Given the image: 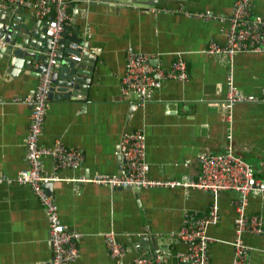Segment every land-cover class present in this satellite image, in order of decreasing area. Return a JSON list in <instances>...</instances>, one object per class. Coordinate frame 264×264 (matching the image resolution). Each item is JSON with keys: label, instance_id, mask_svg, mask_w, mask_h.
I'll return each mask as SVG.
<instances>
[{"label": "crops", "instance_id": "1", "mask_svg": "<svg viewBox=\"0 0 264 264\" xmlns=\"http://www.w3.org/2000/svg\"><path fill=\"white\" fill-rule=\"evenodd\" d=\"M153 1H72L66 36L83 40L80 56L74 59L82 60L78 66L86 74L76 75L81 86L75 90L78 94L70 96L54 89L61 87L55 78L39 144L51 146L58 140L82 152L81 166L63 169L61 176L111 175L122 165L121 135L138 129L145 138L147 176L184 182L200 173L201 153H222L230 142L234 154L264 179V102L236 103L231 130L223 107L230 68L240 93L261 94L264 52L237 53L231 64L220 54L205 53L210 41L225 42L235 0H155L151 5ZM21 11L32 18L30 28L44 22L30 8ZM251 12L264 20V0H251ZM129 49L155 55L167 69L180 57L188 77L165 80L141 105L134 94L120 91ZM59 50L62 58L68 55ZM22 64L14 67L0 58V174L9 177L27 167L25 137L30 119V107L13 99L31 94L42 72L40 59ZM60 66L58 60L55 74ZM49 170L50 161L44 157L42 171ZM45 190L54 198L61 221L81 235L78 257L70 264H131L138 254L157 253L166 255V264H175V254L188 245L172 232L180 227L185 211L205 213L213 199L218 202L219 219L208 228L216 239L209 245L210 264L232 263L233 191L213 195L182 185L110 189L75 180L54 182ZM247 211L261 217L264 229V198L250 196ZM109 231L127 250L122 263L109 257L105 242ZM244 239L251 246L248 264H264V231L246 233ZM50 256L45 211L31 186L0 183V264H46Z\"/></svg>", "mask_w": 264, "mask_h": 264}, {"label": "built area", "instance_id": "2", "mask_svg": "<svg viewBox=\"0 0 264 264\" xmlns=\"http://www.w3.org/2000/svg\"><path fill=\"white\" fill-rule=\"evenodd\" d=\"M74 0H0L12 8H30L34 15L46 23L45 34L50 37L46 52L45 69L39 75L35 89L29 95L16 96L13 101L26 103L30 107L28 131L25 137V160L27 167L17 171L14 177L0 174V183L15 181L18 184H29L42 204L48 223V242L51 256L46 264H70L78 257L77 241L80 233L68 229L61 221L57 205L44 185L58 181L75 180L81 183L92 182L114 188L155 187L182 185L194 190L208 191L216 195L222 191H233L235 212L233 238L230 241L233 250L231 264H248L251 246L246 243V233L259 235L263 233L261 217L249 214L247 206L249 197L258 195L264 198V179L256 177L252 167L240 156L234 154L230 142L225 151L218 154L198 156L200 173L196 179L184 182L177 180L150 179L147 176L145 161V138L138 130L124 132L118 142V154L122 160L117 174H94L78 177L61 176L63 169H77L83 162V154L77 149L65 147L56 140L51 146H41L39 138L43 131L52 88V75L57 65V55L62 32L69 24V9ZM198 15L197 13H194ZM208 14V13H205ZM205 14H199L201 16ZM229 30L223 44L210 41L205 49L207 54H220L231 64L237 53L264 52V20L254 17L251 12V0H235L231 15L228 18ZM70 48L81 50L82 45L71 42ZM74 58H78L74 56ZM125 72L120 80V91L135 95L143 105L151 99L154 89L161 87L167 79L185 81L188 77L184 60L177 57L170 68H163L159 59L149 53L136 52L131 49L125 54ZM239 102H264V88L260 95H245L238 91L233 83L232 69L227 73L226 94L223 100L225 119L230 123L232 108ZM231 139V132L226 133ZM44 157L50 161L49 172L42 171ZM219 219L216 199L209 204L205 213L185 211L180 227L172 235L185 242V251L175 254V264H210L209 245L216 241L208 234V228ZM105 242L109 257L123 262L126 248L120 244L113 231L105 233ZM164 253L154 256L138 254L131 264H166Z\"/></svg>", "mask_w": 264, "mask_h": 264}, {"label": "water", "instance_id": "3", "mask_svg": "<svg viewBox=\"0 0 264 264\" xmlns=\"http://www.w3.org/2000/svg\"><path fill=\"white\" fill-rule=\"evenodd\" d=\"M154 0L151 5L156 4ZM28 19L21 11V8H12L9 5L0 7V58L10 63L14 67H22V63L25 60V65L32 59H40L42 61L39 71H43L47 62L46 52L49 47L50 37L45 34L46 23L37 22L34 28H30L28 25ZM27 23V25H26ZM66 29L62 32V39L60 41L59 49L68 53V55L62 58V53L57 55V61L59 60L61 66L59 72L52 75V83L56 81L57 85H61L60 88H54L57 92H63L65 96L78 94L76 89L79 88L80 78L77 74H86V72L78 66L80 60H75L74 56L79 57L81 50H75L70 48L69 42H75L83 44V40L77 35L66 36ZM41 42V44H39ZM7 44L5 47H1V44ZM65 45V48H64ZM36 50H39L37 53ZM60 51V50H59ZM84 55V54H83ZM78 59V58H77ZM82 63V60L80 61ZM86 83L87 78L85 79ZM80 94H85L84 91ZM51 183L45 184L44 188L47 189Z\"/></svg>", "mask_w": 264, "mask_h": 264}]
</instances>
